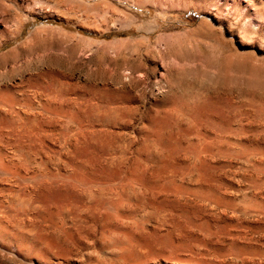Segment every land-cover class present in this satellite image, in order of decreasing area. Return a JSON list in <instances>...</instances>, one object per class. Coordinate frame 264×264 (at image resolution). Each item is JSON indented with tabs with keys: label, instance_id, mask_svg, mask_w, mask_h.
I'll use <instances>...</instances> for the list:
<instances>
[{
	"label": "rangeland",
	"instance_id": "1",
	"mask_svg": "<svg viewBox=\"0 0 264 264\" xmlns=\"http://www.w3.org/2000/svg\"><path fill=\"white\" fill-rule=\"evenodd\" d=\"M0 264H264V0H0Z\"/></svg>",
	"mask_w": 264,
	"mask_h": 264
},
{
	"label": "bare ground",
	"instance_id": "2",
	"mask_svg": "<svg viewBox=\"0 0 264 264\" xmlns=\"http://www.w3.org/2000/svg\"><path fill=\"white\" fill-rule=\"evenodd\" d=\"M163 79V78H162ZM130 88V87H129ZM169 91V90H168ZM100 108V107H99ZM124 108V107H123ZM112 109V108H111ZM120 109V108H119ZM131 109V108H130ZM130 112V111H129ZM102 113V112H101ZM111 113V112H110ZM118 115V114H117ZM130 115V114H129ZM127 120V119H126ZM125 122V121H124ZM125 124V123H124ZM120 125V124H119ZM121 127H122V125H121ZM141 133V132H140ZM161 134V133H160ZM142 135V134H141ZM145 136V135H144ZM196 136H198V135H196ZM119 137V136H118ZM121 137V136H120ZM129 138V137H128ZM200 138V137H199ZM128 144V143H127ZM132 144H134V143H132ZM131 144V145H132ZM123 145V144H122ZM154 146V145H153ZM144 147V146H143ZM150 147V146H149ZM142 148V147H141ZM140 149V148H139ZM58 172V171H57ZM74 180V179H73ZM63 181V180H62ZM62 183V182H61Z\"/></svg>",
	"mask_w": 264,
	"mask_h": 264
}]
</instances>
